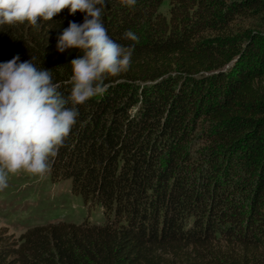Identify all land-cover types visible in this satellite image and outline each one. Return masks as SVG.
<instances>
[{"label":"trees","instance_id":"1","mask_svg":"<svg viewBox=\"0 0 264 264\" xmlns=\"http://www.w3.org/2000/svg\"><path fill=\"white\" fill-rule=\"evenodd\" d=\"M105 5L109 37L128 46L131 30L139 43L128 71L77 105L48 173L105 222L18 238L0 226V264H264V0ZM84 15L0 25V62L35 57L67 97L83 52H59L57 40Z\"/></svg>","mask_w":264,"mask_h":264},{"label":"clouds","instance_id":"2","mask_svg":"<svg viewBox=\"0 0 264 264\" xmlns=\"http://www.w3.org/2000/svg\"><path fill=\"white\" fill-rule=\"evenodd\" d=\"M137 0H120L134 7ZM105 0H0V25L52 20L64 9L85 13L83 23L70 21L57 40V51L77 48L82 57L71 60V91H58L49 69L38 68L35 57L22 61L17 54L0 62V191L8 187L10 174L25 172L44 178L79 115L77 105L103 96L110 77L128 71L139 37L131 30L124 46L107 34L102 23ZM69 105H71L69 107Z\"/></svg>","mask_w":264,"mask_h":264},{"label":"rangeland","instance_id":"3","mask_svg":"<svg viewBox=\"0 0 264 264\" xmlns=\"http://www.w3.org/2000/svg\"><path fill=\"white\" fill-rule=\"evenodd\" d=\"M160 10L167 12L166 2ZM58 221L100 224L105 215L99 204H86L81 195L71 191L70 179L52 181L49 174L42 179L25 172L10 174L8 187L0 191V226L7 228V234L18 238L30 227Z\"/></svg>","mask_w":264,"mask_h":264}]
</instances>
